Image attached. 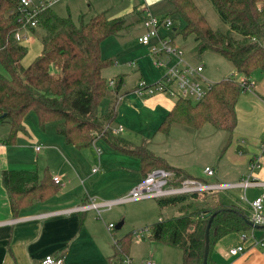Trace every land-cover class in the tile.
<instances>
[{"label": "trees", "instance_id": "16d2710c", "mask_svg": "<svg viewBox=\"0 0 264 264\" xmlns=\"http://www.w3.org/2000/svg\"><path fill=\"white\" fill-rule=\"evenodd\" d=\"M210 1L230 30L213 29L194 0H171V15L179 14L184 21L179 33L185 39L193 36L198 52L214 51L224 56L241 75L264 72V0ZM21 14V0H0V64L6 72V75L0 73V123L11 127L7 144L16 142L18 133L24 130L25 116L34 111L42 128L56 122L57 133L77 149L91 147L101 137L113 149L136 156L144 178L154 170L163 169L174 174L175 185L185 179L198 180L147 148L134 147L110 129L117 115L123 78L115 79L114 88L109 86L103 70L112 61L102 58L101 44L127 28L124 19H109L104 12L77 25L71 17L62 18L50 8L46 9L38 16L40 26L46 31L43 48L37 58L24 67L22 60L28 49L16 40V35L23 30L19 21ZM242 91L239 81L228 78L214 83L199 102L178 98L159 131L169 133L173 124L197 129L211 124L227 131L231 139L238 124L236 106ZM104 99H109L112 106L99 115L98 107ZM3 183L14 217L33 203L53 197L59 186L47 171L42 178L33 171H5ZM198 197L199 194H192L156 199L162 208L179 206L180 216L153 224L149 228L150 237L180 249L183 264H202L205 232L213 217L207 264H215L211 257L215 242L253 227L242 207L225 205L216 196L199 204ZM131 243L129 234L117 241L116 252L127 253Z\"/></svg>", "mask_w": 264, "mask_h": 264}, {"label": "crops", "instance_id": "0c3cea01", "mask_svg": "<svg viewBox=\"0 0 264 264\" xmlns=\"http://www.w3.org/2000/svg\"><path fill=\"white\" fill-rule=\"evenodd\" d=\"M42 1H51L50 9L54 12L53 8L64 2L66 16L56 13L62 18L71 17L73 19V16L77 15L79 20L84 22L85 19L90 20L93 16L105 12L109 19H124L127 27L130 19H134L141 26V18L146 10L158 17H170L171 14L166 13L168 10H171L172 13L173 10L171 0H41L40 2ZM194 1L199 7V1ZM162 4L167 7L164 12L158 10V6ZM38 27H41L40 24L36 27L23 29L20 32L21 40L19 43L28 49L27 44L31 41L30 36L35 33ZM174 31H177V29H174ZM42 48L43 45H41L37 56L41 53ZM24 59L22 65L24 67L29 66ZM0 66V69H2L0 73L6 75L1 64ZM114 66L118 67L119 70L113 79L123 78V91L128 77L132 76L123 68H128L130 63L122 67H119L116 63ZM146 68L139 67L137 72H133L135 75L138 74L135 83L132 88L122 94L129 93L137 98L132 96L129 99L126 98L122 103H126L130 112L135 108L139 112L141 109L137 106H141L142 109H147L150 114L164 120L176 101H171L162 94L140 97L134 93V88L138 82L145 79L144 75L148 73ZM149 73L150 77L154 78L150 70ZM246 79L250 86L243 91L244 93L251 91L254 86L248 78ZM154 81H157V79H154ZM120 99L119 96L118 103ZM109 103L111 104L110 100ZM261 118L263 120L259 123L255 121L254 126L256 129L252 132L264 133V116ZM43 129L45 130L46 126ZM10 130L11 127L8 123H0V264H40L48 255L61 256L64 264H121L126 257L132 259V264H147L149 261L155 264H183V252L180 249L154 241L151 239L149 232L144 234L135 232L136 226L145 227L143 229L145 230L159 221L179 217V206L168 205L162 208L156 199V204L149 206V208L137 205L140 209L134 215H137L138 223H134L133 220L135 219H132L134 215L127 212L126 208L123 207L124 204L117 206L116 210H113V208L105 210L100 215L94 210L74 211L75 208L88 204L91 200H114L128 194L144 179L141 173V164L135 178L131 173L123 172L121 174L123 185L121 184L119 187L114 184L110 185L107 183L109 177L108 165L104 161L100 147H94L99 143H106L101 137L96 139L93 147L77 149L68 145L65 138L58 133L60 138L57 142L59 143H45L47 141L46 133L37 134L36 130H29L27 124H24V130L18 133L16 142L9 145L6 140L10 135ZM263 145L264 139L251 140L250 142H247L244 138L237 139L236 149H241L239 154L246 156L248 168L241 171L233 183H237L248 176L264 181ZM38 146L40 147L39 150H37ZM40 155L42 157L41 161L47 165L46 171L49 172L52 179L55 177L60 179L58 191L53 197L45 201L35 202L24 208L17 217H14L9 195L3 183V173L5 171L34 172L35 169L33 168L36 167V173H39L38 175L42 178ZM50 155L57 159L55 166L50 164ZM254 158H260L262 167L252 171L250 164ZM87 161L94 163V165L99 164V167H94L98 168V171L93 172L94 168H92L91 173H87ZM169 164L184 169V167L176 164ZM184 170L186 171V169ZM252 189L256 190V197L264 193L263 188ZM252 189L247 190V192ZM241 193V190L236 193L234 200L230 202L218 198L225 205L242 207L250 216L249 204L246 202L247 206L244 205L245 201L241 199L243 194ZM168 207H172L169 212L172 217L165 215L167 209H169ZM149 218L153 219L147 221ZM110 224L115 225L112 230L108 229ZM119 225L121 226L118 227ZM242 233L228 234L214 243L211 257L215 264H264V248L254 246V238L251 237L252 234L256 238L264 237V226L260 228L253 227V229L247 231L249 238L244 242H242ZM129 234L132 235V243L128 252L117 253V241ZM240 244L244 245L245 252L237 256H230L229 250Z\"/></svg>", "mask_w": 264, "mask_h": 264}, {"label": "rangeland", "instance_id": "374dc122", "mask_svg": "<svg viewBox=\"0 0 264 264\" xmlns=\"http://www.w3.org/2000/svg\"><path fill=\"white\" fill-rule=\"evenodd\" d=\"M35 4L40 3L41 0H32ZM201 12L206 16L210 25L215 30L226 32L230 30V26L224 21L220 13L216 11L210 0H198ZM64 2L58 4L53 9L55 13L66 16V8L63 6ZM166 5L162 4L158 6V10L166 11ZM169 11V10H168ZM166 14H172L170 11ZM169 17V16H168ZM173 20L174 27L170 31L163 30L162 36H166L169 40H174V46L182 49L185 52L186 58L195 65H203L204 73L203 76L206 78L209 84H214L224 79H235L240 81L243 78H248L253 83V89L247 93H241L238 101V113H239V124L234 130L233 136L230 139L227 131L217 129L211 124H205L202 128H194L185 126L182 124H173L169 133L159 132V127L163 121V118L152 115L147 109H142L141 106H137L141 110L138 112L136 108L130 112L129 107L122 101L126 98H130L133 95L125 94L126 90L132 88L137 75L133 72H137L139 67H147L145 73V80L149 83H155L165 73L163 67L159 68L155 65L156 57L151 55L150 48L139 42V38L144 34L142 25L136 23L134 19H130L128 27L120 32L118 35L111 36L104 40L101 44V55L102 58L107 61H112V64L103 70V76L108 82L115 80L113 79L118 67L114 64L118 63L119 67L127 66L131 62H135V66L124 67L127 72L132 76L128 77L126 81L125 89L120 90L119 96L120 101L117 105V115L114 121L110 125V129L113 133L120 128L121 132L114 133L119 138H122L131 143L134 147H145L156 156L166 160L171 164L184 167L193 177L198 179L202 183L215 184V183H233L244 169L248 168V161L245 155H240L241 149H236L237 139L244 138L247 142L251 140H263V132H252L256 129L255 121L259 123L264 116V72L254 71L250 76H244L237 72L233 63L227 60L221 54L214 51L198 52L195 49V39L193 36L183 38L179 33L181 28L184 26V21L179 14L170 15ZM72 19V18H71ZM73 22L77 25L80 24V20L77 15L73 16ZM89 19H85L84 23L88 22ZM177 29V32L174 31ZM46 35V31L42 27H38L35 33L30 36L31 41L27 44L28 54L25 56V63L30 65L36 58L41 47L43 37ZM1 68V66H0ZM2 70V69H0ZM150 72L152 77H150ZM157 79V81H154ZM174 88V87H173ZM131 90V89H130ZM164 95L171 101H176L178 98L169 92L158 93ZM136 97V96H133ZM137 98V97H136ZM112 104L109 103L108 99H104L98 107V114H105ZM23 124H27L29 130H36L37 134H45L47 141L45 143L57 144L58 137L56 130V122H51L46 125L44 130L39 123L38 117L34 111H30L24 118ZM32 135V134H31ZM61 136V135H60ZM254 138V139H253ZM108 144V143H107ZM106 143H99L94 145L100 147L104 161L108 165L109 177L108 182L110 185L115 186L123 185L121 181V174L123 172L131 173L135 178L137 171L140 169V160L136 156L124 154L119 152L107 145ZM93 147V146H92ZM96 152V151H95ZM44 154V153H43ZM41 154V155H43ZM97 154V153H96ZM39 156L42 177L46 171L47 165L41 161L42 157ZM51 165L56 164L57 159L50 155ZM87 173H91L92 168L99 167V164H95L87 161ZM212 168L214 170V177H207L204 173L205 168ZM34 172H37L36 167ZM100 171V169H99ZM39 174V173H38ZM240 190L234 191H220L208 192L199 195L197 202L203 203L204 200L210 198V196L220 197L222 201L230 202L234 200L235 194L239 193ZM256 190H250L247 192L248 200L251 202L256 198ZM242 194V193H241ZM156 204L155 199L141 201L138 203L124 204L127 212H131L133 215L139 206L148 207ZM139 205V206H137ZM247 206V203H244ZM120 206V205H118ZM118 207L115 206L113 210ZM165 215L169 214L172 207H168ZM159 211V210H158ZM172 217V216H171ZM134 223H138L137 215L132 217ZM153 218H149L150 221ZM136 233L143 230L145 227L136 226ZM141 227V228H138ZM134 232V231H133Z\"/></svg>", "mask_w": 264, "mask_h": 264}, {"label": "built area", "instance_id": "2783aa9c", "mask_svg": "<svg viewBox=\"0 0 264 264\" xmlns=\"http://www.w3.org/2000/svg\"><path fill=\"white\" fill-rule=\"evenodd\" d=\"M52 5L51 1H42L35 4L32 0H21L22 14L19 21L23 24V29L28 27H36L39 24L38 16L40 13L49 9ZM141 24L144 34L139 38V42L150 48L151 55L156 57L155 65L159 68L163 67L165 73L155 83H149L145 79H141L134 93L140 97H151L158 93L169 92L177 98H184L193 102L201 101L211 90L213 84H209L203 76L204 66L195 65L186 58L182 49L174 46V40L167 39L162 36V31H170L174 27V22L170 17H158L146 10L141 18ZM176 32V31H175ZM16 40H21L20 32L16 35ZM257 41L256 39H253ZM135 62H131V66H135ZM243 91L246 90L250 83L246 78L239 81ZM109 86L114 88L115 80L109 82ZM174 87V88H173ZM122 128L114 133L121 132ZM264 151V145H263ZM40 147H37L39 150ZM262 163L260 158H254L250 164L252 171L260 169ZM98 168H94L93 172H97ZM207 177H214L215 173L212 168H205ZM175 176L172 172L157 169L152 171L145 177L136 187H134L125 196L107 201L91 200L88 204H84L74 209L76 212H85L89 210L96 211L99 215L105 210H111L115 206L139 202L149 199H161L180 195L203 194L208 192H220L229 190H241V199L249 204L251 213L249 220L255 226H264V193L257 196L251 202L246 195L247 190L252 188H263L264 181H260L252 176H248L237 183H202L199 180L185 179L179 185L174 184ZM55 183L59 184L60 179L55 177ZM114 224H110L108 229L112 230ZM149 229L139 231L140 234L148 233ZM150 233V232H149ZM242 242L249 238V234L244 232L241 234ZM254 246L264 248V237L256 238L254 234ZM245 252L243 244L235 246L229 250L230 256H237ZM40 264H64L61 256L48 255ZM121 264H132V259L126 257ZM147 264H155L147 262Z\"/></svg>", "mask_w": 264, "mask_h": 264}, {"label": "water", "instance_id": "95a60500", "mask_svg": "<svg viewBox=\"0 0 264 264\" xmlns=\"http://www.w3.org/2000/svg\"><path fill=\"white\" fill-rule=\"evenodd\" d=\"M212 221H213V217H211L209 224L207 226L206 232H205V251H204V258H203L202 264H207V262H208V256L210 253V228H211ZM249 224L255 228L261 227V226H255L250 220H249ZM120 226L121 225H119L118 227H120Z\"/></svg>", "mask_w": 264, "mask_h": 264}]
</instances>
